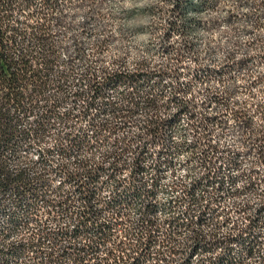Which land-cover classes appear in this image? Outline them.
I'll return each mask as SVG.
<instances>
[{
  "label": "clouds",
  "instance_id": "clouds-1",
  "mask_svg": "<svg viewBox=\"0 0 264 264\" xmlns=\"http://www.w3.org/2000/svg\"><path fill=\"white\" fill-rule=\"evenodd\" d=\"M174 7L175 0H52L50 5L35 0L29 12L36 16L28 24L49 27L55 65L32 114L17 126L19 132H29L28 141L16 156L11 159L8 158L11 153L5 156L4 167L12 176L23 172L36 184L48 181L47 191L53 199L60 198L54 195L58 189L63 193L74 191L73 185L65 183L69 173L75 175L102 167L107 171L100 177L96 207L103 210L115 195L117 181L124 186L133 182L134 162L147 143L151 159L143 161L147 171L142 174V181L151 190L154 180H159L153 201L159 210L149 217L158 227L188 210L190 197L186 190L192 189L210 170L216 175L223 168L225 171L220 175L225 180V192L217 191L219 183H214L208 193L196 192L198 199L204 197L201 207L211 203L213 196H224L220 204L211 203L222 214L203 226L193 224L191 228L180 229V234L164 247L161 234L160 242L153 245L152 258L145 259L144 264H164L157 253H162L169 264L173 261L180 264L183 257H174L171 249L189 245L194 248L197 237L202 241L201 247L217 241L223 244L214 251L196 255V264L201 259L206 264L209 259L215 260L224 253L225 245L241 253V264H264V228L253 230L254 234L259 233V243L252 256L247 255L238 240H229L247 237L244 230L250 224L248 217L264 206V157L260 154L264 145V0H219L214 8L198 13L190 11L189 18L203 26L187 38L172 32L170 39L164 40L169 21L174 19L171 12ZM25 16L19 19L23 21ZM19 27L26 32L27 39L18 37V43L23 41L22 46L27 48L33 40L32 29L26 25ZM185 39L196 45L193 51L184 50ZM78 46L82 48L79 53ZM161 46H170L173 51L164 54L159 51ZM77 55L81 59H76ZM141 74L143 79L134 83L132 78L139 79ZM117 75L125 79L104 89L106 97L93 101L95 93L91 85H104L108 76ZM213 96L223 103L218 105L211 99ZM91 104L95 106L90 107ZM105 104L109 105L106 113ZM185 105L189 108L186 113L181 111ZM68 113L70 117L66 116ZM193 113L194 120L189 118ZM174 117H179V124L166 130L165 122ZM206 117L219 120L207 124ZM158 126L160 136L150 143L153 137L149 130ZM85 133L89 143L76 150L70 138L83 137ZM197 144L198 147H191ZM162 152L165 155L160 156ZM117 156L121 157L117 165L121 170L115 173V180H109ZM169 160L172 166L168 165ZM232 160L239 167L228 171ZM229 177L237 178L234 185L228 182ZM169 201L180 203L170 212L165 210V206L172 207ZM7 202L11 204L10 199ZM87 207L86 203L77 202L73 219L65 217L61 222L57 218L53 223L43 215L41 202L36 216L39 226L31 223L27 229L10 233L7 239L0 238L3 240L0 247L7 250L23 243L26 254L19 258L18 264H41V260L48 264V253L53 254L58 264H73L72 252L59 261L63 249L69 244L73 249L97 246L95 237L81 236L60 244L49 239L42 248L30 246L40 240L41 233L66 230L71 234L76 227L74 220ZM143 215V211H130L124 218V227L116 229L124 250L117 251L115 256L122 257L127 264H132L129 257L138 256L141 250L137 225ZM111 217L105 211L98 223H109ZM8 220L9 217H4L3 223ZM44 220H48L47 225ZM142 239L146 246L147 232ZM112 248L111 243L101 247L98 253L101 264L105 259L108 264H116L115 258L108 259V250ZM37 252L44 255L37 258ZM85 264L97 261L88 257Z\"/></svg>",
  "mask_w": 264,
  "mask_h": 264
},
{
  "label": "rangeland",
  "instance_id": "rangeland-1",
  "mask_svg": "<svg viewBox=\"0 0 264 264\" xmlns=\"http://www.w3.org/2000/svg\"><path fill=\"white\" fill-rule=\"evenodd\" d=\"M14 4L10 7L11 13L13 15V23L15 20H19V17L24 13H29V9L33 7L35 0H12ZM46 0H44L45 2ZM48 1V0H47ZM52 0H49L50 5ZM219 2V0H199V3H193V0H175V7L171 10L174 19L169 21L170 28L165 33L164 40H168L171 37L172 32H176L179 35L184 36L187 38L192 32L196 31V29L202 27L200 21L189 18L188 13L191 12H202L208 8H214L215 5ZM34 13V12H33ZM35 17V16H34ZM34 17L27 19L25 22L28 23L29 20H32ZM24 21V20H23ZM22 21V22H23ZM23 25L22 23H18L17 26ZM60 25V21H57V26ZM28 28L31 27L32 33H46L45 37H48L47 42L52 41V37L49 35V27L45 25V29L42 30L41 26L39 25L38 28L34 27L30 24L27 26ZM22 31V30H21ZM23 33H26L22 31ZM32 35L33 40L30 44L31 50L39 56V54H50L53 49L52 45L44 46L43 36L41 35ZM85 33H82L84 35ZM27 35V34H26ZM18 37V36H17ZM25 40L27 36L24 37ZM23 45V41H19L18 45ZM33 44V45H32ZM47 48V49H46ZM196 48V45L187 39H185L184 43V50L187 52H191ZM37 49L39 52L37 53ZM82 48L77 47V52H81ZM159 51L163 52L164 54H169L173 51L172 47H163L161 46ZM55 56V52L53 50L52 53ZM53 56V61L49 63H45L49 66L47 69H43L40 71V74L44 77L43 81L45 82L44 87L42 88V93L45 91L48 80L53 73V68L55 65V59ZM76 59H81L80 55L76 56ZM40 60V59H39ZM42 63V62H40ZM44 63L39 65H44ZM44 67V66H43ZM243 67V65L241 66ZM125 79L124 77L117 75L115 77L108 76L106 78V83L104 85L93 83L91 85L95 95L93 96V101L100 97H106L107 92L104 89L113 87L115 83L120 82L121 80ZM134 83L139 84L140 80L143 79V74H141L140 78L137 79L135 77L132 78ZM199 79V76L197 77ZM97 88V90L95 89ZM41 95V94H40ZM37 95L36 99L34 100V105L27 110L26 112H18V125H20L24 120H27L28 115L32 114L33 109L36 107L35 101L40 96ZM79 95V94H78ZM214 102L218 105L223 103L219 99V97L213 96L211 98ZM94 104H91L90 107H94ZM211 105H208L210 107ZM109 105H104V112L106 113ZM114 108V105L112 106ZM182 112H188L189 108L185 105L182 109ZM69 117H70V113ZM49 115H53V113L49 112ZM88 113H85V118H87ZM190 119H195V114L193 113ZM206 119L207 124H214L219 120V117H211ZM179 124V117H174L172 120L166 121L165 126L166 130H170L174 125ZM207 130V129H205ZM150 135L153 137V140L150 143H155L160 136V127H156L150 129ZM27 132V131H26ZM29 132H27L26 136L23 138L21 145L18 149H20L24 143H26L29 139L28 137ZM259 143V141H257ZM199 145L191 146L193 149L198 147ZM17 149V150H18ZM140 154L135 160V167L133 168V182L130 183L128 186H124L121 182L117 181L116 183V191L115 195L112 199L107 203L106 208L103 210H99L96 207L97 196L100 191L98 185L100 183V177L104 174L107 170L100 167L96 171H92V174L85 175L87 179L81 181H67L66 184H71L74 186V191H69L67 193L61 192L59 189L56 190L54 195H58L59 199L49 198L50 202H43L40 201L39 198L35 197L33 193H28L23 196H18V194L14 192H5L0 193V200L2 204V209L0 212V238L7 239L8 235L12 232H19L21 228L27 229L29 224L36 223L39 226V221L36 219V216L39 215L40 209L39 204L42 202L44 205L43 215L49 217L53 223L57 222V218L59 221H63L65 217L68 219H73L75 213L73 212L74 205L77 202L86 203L87 208L85 211L79 213L78 217L74 220L76 223L75 229L69 234L66 230H61L56 232L55 234L48 232L46 235L41 233L40 240L37 243L32 244L30 247H43V245L51 239L53 244H60L64 240H76L81 236H91L96 235L99 231L106 229L108 232H111V229L116 228V223L123 226L124 218L129 216L130 211L135 210L137 212L143 211L144 215L140 220L139 224L137 225V229H139V236H144L145 232L152 235V246L148 250V252L143 256L140 264H144L145 259L152 258V248L153 245L160 242L161 234H163L164 241L161 245L162 247L166 246L170 239L174 240L175 235L180 234V229L182 228H191L193 224L198 226H203L214 221L217 218L219 210L216 208L211 207V203L220 204L224 200V196H213L211 203L207 205H203L201 207V201L204 199L201 196L199 199L196 196V192L200 191L203 193H208V189L213 187L214 183H219L220 187L217 190L218 192H225V180L220 173H223L225 169H219L216 175H213L211 170L209 171L208 175L203 178L201 181H198L192 189L186 190L188 197H190L189 207L188 210L183 213V215L174 216L173 219L170 221H164L162 226H157L156 221L150 219V216H154L156 212L159 210V206L155 204V197L157 195V190L159 189V180H154L152 189L147 190L145 184L142 181V174L147 171L143 167L144 159H151V154L148 152V144L145 143L142 150H139ZM10 152V151H8ZM260 154H264V145L261 146ZM160 156L165 155V153H160ZM168 155H171V148L168 149ZM208 152H204V157L207 159ZM119 159H121L120 156ZM169 166H172V161H167ZM233 167H239L238 164L235 163V160L229 162L228 171H231ZM114 173L113 175L109 176V180H115V173H118L121 169L120 168H113ZM157 173L160 172V165L156 166ZM235 177H229L228 182L232 185L236 182ZM48 183V181L46 182ZM107 183V181L105 182ZM39 184H35L36 188ZM50 187L48 183L47 189ZM256 187L255 182L252 183L251 188L254 189ZM41 189H45L42 187ZM47 189H45L47 191ZM48 192V191H47ZM227 192L230 193L231 190L227 189ZM22 195V194H21ZM209 195H211L209 193ZM49 197V196H47ZM11 200V204L7 201ZM180 203V201L172 202L169 201V205L172 207L165 206L166 211H173L175 204ZM11 205L15 206V209L12 208ZM107 211L112 214L111 220L109 223H98L100 217L104 215V212ZM248 211H251V207H248ZM70 213L72 215H70ZM9 217L8 222L5 224L3 223V218ZM248 219L250 220V224L247 229L244 231L248 233L247 237L241 235L238 238H229L230 241H237L243 245V250L247 251L248 256H252L253 253L257 250V246L259 243V233L253 232L254 229H261L264 228V206H261L259 209L253 213L252 216H249ZM114 221V222H112ZM48 220H44V224L47 225ZM118 225V226H119ZM93 237V236H91ZM3 243V240L0 239V244ZM202 241L197 237L195 240V247H191L189 245L187 248L181 249H171L173 256H180L183 259L180 261V264H196L194 257L198 254H203L204 252L214 251L216 247H219L223 244V242L217 241L215 244H203L201 247ZM190 249V251H189ZM0 264H18V260L20 257L26 254V246L21 243L18 247H13L10 249H5L4 247H0ZM76 253L77 249H73L71 244L69 247L64 248L61 252L59 257V261H63L65 258L69 256V253ZM100 252V251H99ZM97 252L96 254L98 255ZM64 254V255H63ZM84 254V253H82ZM37 258L42 257L44 255L43 252H37ZM241 253L235 252V250L227 247L225 245V251L215 260L209 259L207 264H241V260L239 259ZM157 256L161 259H164V264H169V261L163 257L162 253H157ZM41 264H44V261L41 260ZM48 264H58V261L53 259V254L48 253ZM172 264H176V261H173ZM198 264H206L205 260L201 259Z\"/></svg>",
  "mask_w": 264,
  "mask_h": 264
},
{
  "label": "trees",
  "instance_id": "trees-1",
  "mask_svg": "<svg viewBox=\"0 0 264 264\" xmlns=\"http://www.w3.org/2000/svg\"><path fill=\"white\" fill-rule=\"evenodd\" d=\"M45 4H49V0H46ZM25 14L27 15L25 16ZM21 16H25L23 22L15 20V23H13L14 18L9 7L5 5L0 10V193L19 191L20 187L17 184L19 182L18 179L22 175L12 176L10 173H7L3 161L6 155L15 152L17 146L27 134L26 131L22 133L18 131L19 119L17 113L29 110L34 105L37 95L42 94L45 82L40 71L49 68L45 63L53 61L54 56L52 54L53 50L50 51V54L44 55V48L42 54L36 56L31 50V45L27 48L23 47L22 44L18 45V37L27 36L26 33L21 31V27L17 26L18 23L30 26L25 21L36 16V13L29 12ZM40 26L42 30L45 29V24H40ZM9 33H12V35H9ZM32 34L43 36L41 40H43L44 46L51 45V42H47L48 37H45L46 33ZM40 62L45 63L44 65H39L42 64ZM95 89L97 90V88ZM261 156L264 157V154H261ZM1 209L2 204L0 200V212ZM91 236L98 239L105 237L102 234ZM141 247L142 250L148 249L144 248L143 243ZM91 248L93 247H89L88 249L93 251ZM77 251L73 260L76 264H82L84 259L81 258L80 253L85 251V248H78ZM119 259L115 258L116 264H121L123 261V258ZM130 260H132V264H140V256L132 257ZM104 264H108V262ZM123 264H127V261H123Z\"/></svg>",
  "mask_w": 264,
  "mask_h": 264
},
{
  "label": "built area",
  "instance_id": "built-area-1",
  "mask_svg": "<svg viewBox=\"0 0 264 264\" xmlns=\"http://www.w3.org/2000/svg\"><path fill=\"white\" fill-rule=\"evenodd\" d=\"M14 4V2L12 0H0V10H2L4 8L5 5H7L9 7V9L11 10V6ZM66 116H69V114H66ZM99 135V133H97V136ZM29 137V135H28ZM95 138V137H94ZM70 142L74 145L75 149L76 150H81L83 149L88 143H89V140H88V137H87V134L85 133L83 135V137L81 136H77L75 138H70ZM22 141L20 142V144L17 146L15 152L13 154H11V157H9V159L12 158V156H16L17 155V149L19 148V146L21 145ZM30 147V146H29ZM18 158V157H17ZM120 162V159L119 157L116 158V162H114L112 164V169L113 168H119L117 165L119 164ZM55 171V170H54ZM87 172H90L88 173V175L92 174V171L89 169L83 173H80V174H72V173H69L68 174V177H67V181H81V180H84L85 179V175L87 174ZM22 176L18 182V186L20 187L19 188V191L17 192H14L16 194H18V196H23L25 194H28V193H33L35 197L39 198L40 201H43V202H50L49 198L50 197H47L49 196L48 192L45 190L47 189L48 187V183H46L47 181H43L41 183H39V185L35 186L36 183H33L31 182L30 180L27 179V177L25 176V174L23 172L20 173ZM16 176V175H15ZM21 180V181H20ZM42 187H45V189H41ZM22 194V195H21ZM117 227L116 228H113L111 229V232H108L106 229H103L102 232H98L96 233V235H105V237L101 238V239H98L95 237L96 241L98 242L97 243V246H93V248H91L93 251H91L90 249H85V251L81 252L80 253V256L81 258L84 259V261L82 262V264H85L86 260L88 259V257H92L93 259H95L97 261V264H100V259H99V256L96 254L97 252H99L101 250V247L102 246H106L107 244L111 243L113 244V248L112 249H109L108 250V259H113V258H117L115 256L116 252L117 251H123L124 250V242L123 241H120L119 240V236L116 232V229H119V228H122L124 227L119 225V223H116L115 224ZM119 225V226H118ZM139 231V229H137ZM140 233V232H139ZM144 237V236H143ZM142 236H139L138 238L141 239V244L143 242V238ZM151 239V240H150ZM152 235L151 234H148L147 235V244L146 246L144 245V248H148L147 250H142V247H141V250L139 251V255L138 256H135V257H139L140 256V263H141V260L143 259V256L148 252V250L151 248L152 246ZM150 245V246H149ZM88 250V251H87ZM136 249H133V252H135ZM78 252V251H77ZM76 252V253H77ZM75 253V254H76ZM84 253V254H82ZM64 255V254H63ZM75 256V255H74ZM120 259H122V257H119ZM117 258V259H119ZM119 259V260H120ZM129 259H132V257L130 256ZM123 260V259H122ZM108 262L107 259L104 260L103 264ZM73 264H76L73 260Z\"/></svg>",
  "mask_w": 264,
  "mask_h": 264
}]
</instances>
